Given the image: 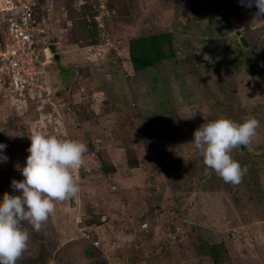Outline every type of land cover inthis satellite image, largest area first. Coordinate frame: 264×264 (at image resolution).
I'll use <instances>...</instances> for the list:
<instances>
[{
  "label": "rangeland",
  "instance_id": "obj_1",
  "mask_svg": "<svg viewBox=\"0 0 264 264\" xmlns=\"http://www.w3.org/2000/svg\"><path fill=\"white\" fill-rule=\"evenodd\" d=\"M42 1L53 2L58 17L68 11L51 40L58 63L48 68L62 91L29 107L0 96L8 157L0 163V202L5 192L21 194L11 182L24 179L32 132L79 140L87 152L73 171L78 197L57 201L40 232L23 224L30 240L17 264H264L257 9L239 0ZM102 5L110 11L103 30ZM3 28L0 22V36ZM138 41L161 50L148 69L131 61ZM250 116L260 122L257 135L231 152L247 168L242 182L206 175L190 143L195 130L207 120Z\"/></svg>",
  "mask_w": 264,
  "mask_h": 264
},
{
  "label": "clouds",
  "instance_id": "obj_2",
  "mask_svg": "<svg viewBox=\"0 0 264 264\" xmlns=\"http://www.w3.org/2000/svg\"><path fill=\"white\" fill-rule=\"evenodd\" d=\"M239 3L257 9L253 22L264 21V0H239ZM63 9L60 17L57 16L59 19H65ZM67 24L69 29L70 21ZM259 127L260 122L251 116L242 123L220 117L201 124L190 143L203 155L205 174L210 176V169L225 183L239 185L247 168L234 160L231 152L251 145ZM29 138L31 145L27 151L30 155L21 170L24 179H13L11 182L13 191L21 194L5 192L0 202V264H17L27 251L30 235L23 227L25 222L40 232L42 225L54 214L56 202L77 198L80 192L73 171L83 165L87 145L79 140L63 139L41 131L32 132ZM6 148V144L0 143V163L8 159L2 154Z\"/></svg>",
  "mask_w": 264,
  "mask_h": 264
},
{
  "label": "built area",
  "instance_id": "obj_3",
  "mask_svg": "<svg viewBox=\"0 0 264 264\" xmlns=\"http://www.w3.org/2000/svg\"><path fill=\"white\" fill-rule=\"evenodd\" d=\"M37 3L38 0H0V22L4 25L0 41V96L25 107L29 100L35 104L60 90V82L51 81L48 75L57 54L51 40L60 19L52 5L40 9ZM106 11L108 7L102 5L98 12V27L102 30L106 28ZM62 13L64 17L68 15L64 9Z\"/></svg>",
  "mask_w": 264,
  "mask_h": 264
},
{
  "label": "trees",
  "instance_id": "obj_4",
  "mask_svg": "<svg viewBox=\"0 0 264 264\" xmlns=\"http://www.w3.org/2000/svg\"><path fill=\"white\" fill-rule=\"evenodd\" d=\"M50 4H53V2H43L42 0L39 1L38 0V3H37V6L42 9V8H47ZM55 9V7H54ZM55 11H57L55 9ZM57 14V13H56ZM108 16H106L107 18ZM1 18V16H0ZM2 37V34L1 36ZM139 42V51H137V48L134 46L133 48V51H131V61L132 63L134 64V67L135 69L137 70H141V69H148L150 67H152L155 62L157 60H159V58L162 56V53H161V50H159L157 44H155V42H153L154 46L152 48L148 47L149 44L147 43H142L141 41H138ZM53 49L55 50V48L53 47ZM58 60V55H56L55 57V61ZM58 63V61H56ZM49 72V71H48ZM49 75V78L51 81H58V80H54L52 79V77L50 76V72L48 73ZM62 91V88L60 86V90L56 93V95H59L60 92ZM30 101V104L29 106L31 105L32 101ZM28 106V107H29Z\"/></svg>",
  "mask_w": 264,
  "mask_h": 264
},
{
  "label": "water",
  "instance_id": "obj_5",
  "mask_svg": "<svg viewBox=\"0 0 264 264\" xmlns=\"http://www.w3.org/2000/svg\"><path fill=\"white\" fill-rule=\"evenodd\" d=\"M241 42L244 46H248L247 41L245 40V38H241Z\"/></svg>",
  "mask_w": 264,
  "mask_h": 264
}]
</instances>
